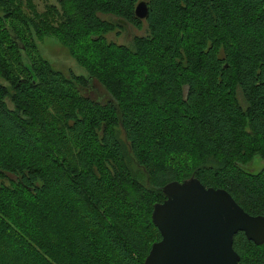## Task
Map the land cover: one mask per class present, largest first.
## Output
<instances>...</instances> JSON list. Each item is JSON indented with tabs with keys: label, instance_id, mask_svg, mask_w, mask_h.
I'll return each instance as SVG.
<instances>
[{
	"label": "trees",
	"instance_id": "obj_1",
	"mask_svg": "<svg viewBox=\"0 0 264 264\" xmlns=\"http://www.w3.org/2000/svg\"><path fill=\"white\" fill-rule=\"evenodd\" d=\"M135 1L0 0V264H143L171 180L264 217V0H145L143 20ZM124 23L144 33L105 39ZM44 36L85 74L53 68ZM232 248L264 264V242Z\"/></svg>",
	"mask_w": 264,
	"mask_h": 264
},
{
	"label": "water",
	"instance_id": "obj_2",
	"mask_svg": "<svg viewBox=\"0 0 264 264\" xmlns=\"http://www.w3.org/2000/svg\"><path fill=\"white\" fill-rule=\"evenodd\" d=\"M147 15L144 1L134 7ZM164 198L154 203L150 219L159 233L143 264H245L232 249V238L264 242V217L245 212L223 188L204 187L196 178L171 180L161 187Z\"/></svg>",
	"mask_w": 264,
	"mask_h": 264
},
{
	"label": "rangeland",
	"instance_id": "obj_3",
	"mask_svg": "<svg viewBox=\"0 0 264 264\" xmlns=\"http://www.w3.org/2000/svg\"><path fill=\"white\" fill-rule=\"evenodd\" d=\"M38 11L43 9V4L46 0H33ZM48 2L55 3L56 0H48ZM101 18H111L110 16L100 15ZM144 33L143 27L141 29H136L131 25L124 24L123 29H120L116 33V29L107 33L105 39L107 41H112L116 44L130 45L131 39L134 35H141ZM38 53L43 56L53 68L66 73L68 70L75 74H85V72L76 64V62L69 56L66 49L62 44L51 36H44L41 39L36 40ZM89 88L84 90V93L92 99H96L101 102L108 98V95L103 90V88L96 82L90 83ZM262 165L260 159H253L250 163L245 165V168L251 169L253 171L257 170Z\"/></svg>",
	"mask_w": 264,
	"mask_h": 264
},
{
	"label": "flooded vegetation",
	"instance_id": "obj_4",
	"mask_svg": "<svg viewBox=\"0 0 264 264\" xmlns=\"http://www.w3.org/2000/svg\"><path fill=\"white\" fill-rule=\"evenodd\" d=\"M139 1H144L145 2V4H146V7H147V15H148V5H147V3H146V1L145 0H136L135 1V3H134V7H135V5L139 2ZM134 7H133V14H134ZM146 15V16H147ZM134 16H135V14H134ZM146 16L145 17H142V18H138V17H136V18H138V19H140V20H143L144 18H146ZM124 24H127V23H124ZM128 25H130V24H128ZM133 27V26H132ZM135 28V27H134ZM254 244V243H253ZM256 245V244H255Z\"/></svg>",
	"mask_w": 264,
	"mask_h": 264
},
{
	"label": "bare ground",
	"instance_id": "obj_5",
	"mask_svg": "<svg viewBox=\"0 0 264 264\" xmlns=\"http://www.w3.org/2000/svg\"><path fill=\"white\" fill-rule=\"evenodd\" d=\"M195 178V177H194ZM177 181V180H176ZM203 185V184H202ZM204 186V185H203ZM204 187H211V186H204ZM213 188H215V187H213ZM233 249V248H232Z\"/></svg>",
	"mask_w": 264,
	"mask_h": 264
}]
</instances>
